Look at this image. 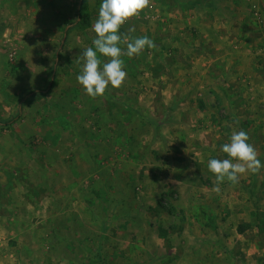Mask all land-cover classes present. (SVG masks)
<instances>
[{"label":"rangeland","instance_id":"374dc122","mask_svg":"<svg viewBox=\"0 0 264 264\" xmlns=\"http://www.w3.org/2000/svg\"><path fill=\"white\" fill-rule=\"evenodd\" d=\"M229 1L226 80L199 67L188 21L178 34L195 0H151L120 33L157 48L122 57L124 85L93 99L77 76L102 0H83L60 49L79 0H0V121L39 90L0 126V264H264V168L219 192L208 171L233 130L264 164V0Z\"/></svg>","mask_w":264,"mask_h":264},{"label":"clouds","instance_id":"9594fccd","mask_svg":"<svg viewBox=\"0 0 264 264\" xmlns=\"http://www.w3.org/2000/svg\"><path fill=\"white\" fill-rule=\"evenodd\" d=\"M150 7L151 0H102L98 18L93 24L96 33L94 48L87 47L79 55L84 63L81 74L77 76L80 85L93 99L104 96L109 85L117 89L124 85L127 72L122 57L133 58L139 56L146 48H157L154 41L147 36L132 38L128 34L120 33L126 22L139 18L140 14ZM134 31V27L129 29V32ZM98 53L107 57L108 61L103 62ZM249 140L250 137L245 131L233 130L230 142L225 143L221 149L229 158L208 161V169L216 177L217 192L219 184L225 180L237 184L242 175L249 172L256 174L264 168V164L258 159L257 149L248 142Z\"/></svg>","mask_w":264,"mask_h":264},{"label":"crops","instance_id":"0c3cea01","mask_svg":"<svg viewBox=\"0 0 264 264\" xmlns=\"http://www.w3.org/2000/svg\"><path fill=\"white\" fill-rule=\"evenodd\" d=\"M205 1L206 0H195V2L197 3V5H199V7H197L195 10L192 9L191 10L192 13H187L188 12L187 11L186 13L189 14L188 17L186 15L187 18L183 17V14L180 16L183 23H181L182 24L181 27L179 25V27L181 29H177L178 34H182L185 31L183 28H186V26L188 25V23H187V21H188L190 23V26L193 27L192 29H196L198 37H199V35L201 36L200 39L197 38L198 39L196 41L197 43H195V46H196L195 48L197 49V47H200V49H201L200 51H202L200 54V57L197 58V61L199 63V67H202V65L200 63L201 62L203 63V61L206 59L208 61L207 67H208V69H210V68L213 69V71L216 75L215 77L219 78L220 81L226 80V75L229 72L233 71V68H231L233 61L231 59H232V57H234L233 47H231L233 40L230 37V33L228 34L229 28H231V17H232V12H231L230 7L228 5L230 1L229 0H218L219 4H222V7H220V9H219L218 7H214V5H213V7L211 8L212 14H210V15L206 14L207 13V10H206L207 7L204 6ZM214 1H216V0H213L212 2H214ZM157 2L160 3L161 6L165 7V9H164V11H166L165 15L172 14L171 12H167V11H169L168 10L169 7L167 4H162L159 1H157ZM227 2H228V4H227ZM153 6L154 5L151 4V7H153ZM211 15H214L213 19H215V18H217V19L213 20ZM160 16H161L160 14H157L156 18H158ZM208 16H210L212 20L211 19L208 20V18H209ZM168 18H169L168 21L163 22V24H164V29L167 31H170L171 26H172L170 24V21H169V20H171V15ZM172 41H173V37L165 38L164 39L165 46H167L169 44H171V45L174 44V46L181 47L182 49H184V48L186 49L188 46H190L182 38L180 39V42L176 41L177 43H173ZM175 44H177V45H175ZM206 47L212 49V52L211 53L207 52V54H203L205 52ZM204 64H206V62H204ZM184 66H185V64H184ZM186 71H188V70L187 69L185 70V67H184L181 70L180 76L187 78V76L189 74ZM165 74L166 75H164V76L166 78L171 76L170 74H168V72H166ZM167 79H169V78H167ZM208 171H209V169H208ZM208 233L212 234V232H208ZM213 234H215V232H213ZM209 236H211V235H209ZM214 236L218 238L221 235L219 233H217Z\"/></svg>","mask_w":264,"mask_h":264},{"label":"water","instance_id":"95a60500","mask_svg":"<svg viewBox=\"0 0 264 264\" xmlns=\"http://www.w3.org/2000/svg\"><path fill=\"white\" fill-rule=\"evenodd\" d=\"M82 4H83V0H79L78 6H77V18H76V20H75V22H74V24H73V26H72V28H71V30L69 32V35L66 37V39H64L62 41L59 49L71 39V37H72L76 27H77V23H78L79 19L81 18V13L80 12H81ZM59 60H60V54H59V50H58L57 54H56V57H55V63H54L53 72H52V80L55 78V72H56ZM51 84L49 85V88L51 87ZM48 89H46L45 91H47ZM38 93H39V90L31 92V93H28L27 95H25L23 97V99L19 102V104L17 105V107H16L15 111L13 112V114L11 115V117H9V118H7V119H5L3 121H0V126L12 122L18 116L20 110L23 107L24 101L26 99L30 98V97L36 96Z\"/></svg>","mask_w":264,"mask_h":264},{"label":"trees","instance_id":"16d2710c","mask_svg":"<svg viewBox=\"0 0 264 264\" xmlns=\"http://www.w3.org/2000/svg\"><path fill=\"white\" fill-rule=\"evenodd\" d=\"M83 17H86V15H82Z\"/></svg>","mask_w":264,"mask_h":264}]
</instances>
